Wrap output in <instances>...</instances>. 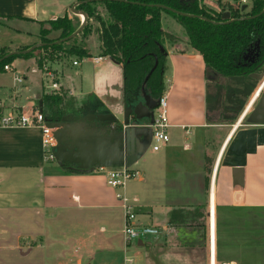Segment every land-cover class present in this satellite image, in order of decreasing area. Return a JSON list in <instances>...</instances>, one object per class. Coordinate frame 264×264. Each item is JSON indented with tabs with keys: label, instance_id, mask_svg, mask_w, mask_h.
Listing matches in <instances>:
<instances>
[{
	"label": "crops",
	"instance_id": "0c3cea01",
	"mask_svg": "<svg viewBox=\"0 0 264 264\" xmlns=\"http://www.w3.org/2000/svg\"><path fill=\"white\" fill-rule=\"evenodd\" d=\"M77 1L0 0V48L18 50L36 44L38 23L66 14L71 17ZM165 17L162 12L163 30L179 39L174 44L165 43L168 56L164 75L170 72L167 86L164 82L170 139L151 154L152 159L147 160L145 153L132 165L142 181L134 187L137 192L133 198L127 196L128 181L122 188H113L97 166L109 151V126L77 118L62 122L69 137L81 144L80 163L45 160L39 127H0V222H43L50 225L48 230L61 223L78 222L99 224L96 228L100 232L113 226L122 230L123 209L117 198L121 193L130 202L138 203L137 222L157 226L161 233L171 231L175 224L191 231V219L203 224L208 234L209 264L210 221L215 230L216 264H264V123L248 121L247 105L230 106L228 116L222 118V110L210 98L213 91L209 85L213 82L207 79L202 56L187 54L186 47H191L187 37L165 29ZM171 19L179 23L175 17ZM93 57H71L53 69L76 109L89 104V114L121 111L118 117L122 120L129 101L123 65L107 56L99 62ZM74 60L78 64L74 65ZM35 65L32 58H18L12 63L15 70L25 73V81L16 83L11 72L13 85L4 94L7 101L10 98L7 106L40 108L38 100L44 87L41 76L30 71ZM86 65L94 74L84 73ZM24 86H36L35 97L20 103L19 91ZM235 116H239L236 121ZM128 126L138 125H124ZM249 139L254 140L255 149L246 151ZM157 186L154 198L148 199L147 194L150 196ZM172 204L180 208L172 210ZM7 215L11 220L5 219ZM18 216L21 221H14ZM10 231L30 234L32 229L27 226Z\"/></svg>",
	"mask_w": 264,
	"mask_h": 264
},
{
	"label": "trees",
	"instance_id": "16d2710c",
	"mask_svg": "<svg viewBox=\"0 0 264 264\" xmlns=\"http://www.w3.org/2000/svg\"><path fill=\"white\" fill-rule=\"evenodd\" d=\"M80 1V0H78ZM167 5L180 9L176 0H88L76 8L87 16L84 28L74 38L56 43L75 32L82 22L79 15L72 13L55 19L54 28L60 31L56 39L42 37L43 46L25 54L5 57L12 49L0 48V71L16 58L34 59L38 66L45 60L38 49L46 51L55 60L61 53L69 58L78 59L92 56H107L123 65L125 74V95L128 99L138 93L162 95L165 88L164 74L167 69V56L161 52L159 44L165 46L166 38L174 44L179 39L163 30L162 12L173 15L187 32L188 44L203 58L208 72L236 77L253 71L244 66L246 56L259 52L264 58V0H252L247 10H236L232 21L222 23V14L200 7L198 0L193 1L182 10L193 15H202L215 22L196 16H182L161 8ZM79 16V17H78ZM92 38V39H91ZM31 46L22 47L27 49ZM159 65L145 82V78L154 66L155 57ZM45 59V60H44ZM44 60V61H43ZM67 91L61 95L43 94L38 100L39 109L48 122L62 123L69 118L79 119L87 114L89 104L76 109L72 100L65 101ZM98 103V102H97ZM99 105H101L99 103Z\"/></svg>",
	"mask_w": 264,
	"mask_h": 264
},
{
	"label": "rangeland",
	"instance_id": "374dc122",
	"mask_svg": "<svg viewBox=\"0 0 264 264\" xmlns=\"http://www.w3.org/2000/svg\"><path fill=\"white\" fill-rule=\"evenodd\" d=\"M198 4L201 8L205 7L214 11H220V6L217 0H198ZM163 12L166 16L163 20L164 28L173 31V33L181 38H186L187 32L184 27L181 24L172 21L171 16L173 15L165 11ZM79 20V22H82V17H79ZM53 22L56 21L48 20L38 23L40 29L38 42H42V37L46 39H56L60 36V31L54 28ZM2 30L3 29H1V31ZM7 39L8 37L3 38V40ZM164 43L172 44L168 38H166ZM14 44L16 45L15 41L12 45L15 46ZM186 48L189 49L187 51L189 56L193 55L194 52L198 53L192 47ZM39 55L44 56L43 58L50 59L49 61L44 60L46 63H49L51 68L60 65L62 62H66L69 59L68 55L61 53L60 59L55 60L49 53H46V51L41 49H38L33 56L36 57ZM22 59L27 58L22 57ZM86 66L84 73L94 74L92 67L89 65ZM11 74L12 73L9 71H5V73L4 71H0V98L2 99H5L4 94L7 92L6 88L13 85ZM166 74L167 75H164V82L167 86V76L170 72ZM211 75H213L212 72H206L207 79H209ZM36 78L37 77L32 79L36 80ZM35 88L36 86H32V88L29 86L25 88L24 86L19 91L20 95L18 96V101L20 103H25L28 98L35 97L33 94L34 90H36ZM63 90L64 88L62 87L61 92H63ZM61 92L53 93L44 89L42 94L61 95ZM165 93L166 91L164 88L162 94ZM64 98L65 101H73L70 97ZM7 99L9 101L10 98L7 97ZM4 101L9 103L6 99ZM249 103L250 102H248V104ZM227 114L226 111H222V118L227 117ZM238 117L239 116H237V118ZM234 119H236V116ZM153 152L155 151L149 147L145 158L147 160L152 159L151 154ZM142 161H144V159ZM130 168L135 169L134 166H131ZM140 176L141 175L139 174L130 179L127 183V196L130 200L133 198V193L137 192V189H134V187L138 184H142V181H139ZM158 188L159 186L153 187V193L150 194V196L149 194L145 196L148 199L151 197L154 198ZM162 188L166 189V186H162ZM165 193L166 192H164V194ZM131 203L134 206L136 219L138 221V203L133 201H131ZM165 203L171 205L168 204V202H164V204ZM173 205L176 204H172V210H178V208H180ZM187 208L188 207H185V209ZM11 218V216L7 215L5 219L8 221L11 220ZM13 220L19 222L21 221V216H18V218H14ZM189 222L194 226L191 231L190 229L180 227V224H175L177 226L172 228L171 231H164L158 236L150 237L142 246L133 242L127 248L128 251H125L126 243L121 232V227L119 228L118 226H113V228H110L111 230H108L107 232H100L99 227L96 228V225L99 224L66 222L61 223L60 226L55 227V229L53 228V230H48L50 225L43 222H35L32 224H23L21 222H0V264H209L207 230L200 222L195 223L194 219H191ZM27 226L32 229V234L30 233L31 235L27 234L28 231L19 234L10 231V228L21 230L23 227L26 228ZM126 258H133V261L129 262Z\"/></svg>",
	"mask_w": 264,
	"mask_h": 264
},
{
	"label": "water",
	"instance_id": "95a60500",
	"mask_svg": "<svg viewBox=\"0 0 264 264\" xmlns=\"http://www.w3.org/2000/svg\"><path fill=\"white\" fill-rule=\"evenodd\" d=\"M88 0H80L77 1L73 7L72 11L77 15H82V23L81 26L72 34L69 36L57 40L56 43H63L66 42L75 36H77L82 29L84 28L87 16L84 12L78 10L76 7ZM193 1L195 0H179V8L167 6V5H159L161 8L168 10L170 12L182 15V16H196L201 17L207 21L215 22L214 20L209 19L208 17L202 16V15H193L189 14L182 9L189 6ZM247 5H244L242 7V10H246ZM264 13V9L261 12V14ZM222 23H228L232 21V17L230 12L226 11L222 14ZM161 52L164 54V56H168L167 48L161 44L158 43ZM44 43L38 42L31 47L27 49H18L10 51L8 54H6L5 57H9L11 55L15 54H25L29 53L41 46H43ZM246 56V59L248 56ZM155 57V63L154 66L151 68L149 73L147 74L145 78V82L150 78V76L153 74L155 69L159 65V59L157 55H154ZM260 58L259 52L254 53L251 58H248L249 63L244 64V66H251L257 63V61ZM113 60V59H112ZM114 62L118 63L117 61L113 60ZM258 67H261L263 72L259 79L263 77L264 74V61H261L258 65ZM255 74V73H254ZM126 110L123 114V119L120 120L118 115L121 114V111H116L115 113H103V114H85L82 117H80V120H90L94 125L96 126H103L107 125L109 126L107 129L108 135H107V141L109 144V151L105 156H103V160L100 161V164H97L98 167H131L135 162H137L149 149L152 135H153V129L151 126H148V124H152L154 122V116H155V109L159 105V98L155 99L151 94H148L146 92L138 93L136 97L132 98L129 101L127 100ZM262 105L264 106V99ZM131 122L134 123V125L138 126H128L124 127V125H128ZM48 125L54 129V134L57 139V146L55 149V156L56 159L59 161V163L68 161L71 163H80L81 160V144L76 141V139L70 138L68 134V128L67 126H63V123H56V122H48ZM114 125V126H112ZM139 245L142 246V242H139Z\"/></svg>",
	"mask_w": 264,
	"mask_h": 264
},
{
	"label": "built area",
	"instance_id": "2783aa9c",
	"mask_svg": "<svg viewBox=\"0 0 264 264\" xmlns=\"http://www.w3.org/2000/svg\"><path fill=\"white\" fill-rule=\"evenodd\" d=\"M217 2L220 6V11L217 12L223 14V12L228 11L232 15L234 11L238 9L242 10L244 5H247V9H249L252 0H217ZM80 16L83 19V16ZM103 57L104 56L95 55L93 59L95 62H99ZM73 63L74 65L78 64V60H74ZM4 70L14 74V80L16 83L21 84L25 81V73L15 70L12 63L5 65ZM30 71L41 76L43 87L46 91L53 93H60L62 91L63 86L60 82L59 74L55 69L50 67L48 62H43L41 67L36 63ZM263 85L264 82L255 93V97L261 92ZM250 104L247 108L250 107ZM168 117V98L166 94H162L159 97V105L155 109L154 122L148 124V126H151L153 129L150 144L153 151L160 150L170 139L168 134ZM0 127L41 128L45 160L52 161L56 159L55 149L57 146V139L54 134L55 131L48 125V121L45 119L43 112L37 106H19L18 104L7 106L6 102L0 98ZM99 169L105 172L107 184L113 188L124 187L127 181L139 174L138 171L132 170L130 167H101ZM117 198L123 209V226L121 232L126 243L125 251H128L127 248L133 242H136L139 245V242L141 241L144 245L146 240L150 237L161 234L159 227L141 225L137 222L134 206L123 194L118 193ZM211 244L212 243H210V245ZM126 260L132 262L133 258H126ZM210 264H213L211 260Z\"/></svg>",
	"mask_w": 264,
	"mask_h": 264
},
{
	"label": "flooded vegetation",
	"instance_id": "af4514ba",
	"mask_svg": "<svg viewBox=\"0 0 264 264\" xmlns=\"http://www.w3.org/2000/svg\"><path fill=\"white\" fill-rule=\"evenodd\" d=\"M176 1L179 4V0ZM253 54L254 53H251L248 58H251ZM248 58H245L246 61L244 64L249 63ZM261 61H264V58L260 57L257 63L247 66L252 68L253 71L236 77H227L222 74L212 73L213 75H211L210 78L213 83L209 85V88H212L211 91L213 92H211L210 98L213 99L223 112L233 105H236V108H244L245 105L250 102L248 121L264 123V106L262 105L264 99V85L261 92L255 97V93L264 82V74L263 77L259 79L263 72L261 67H258ZM151 95L155 99L159 98L155 93ZM253 149H255L254 140L249 139L245 150L249 151Z\"/></svg>",
	"mask_w": 264,
	"mask_h": 264
},
{
	"label": "bare ground",
	"instance_id": "6f19581e",
	"mask_svg": "<svg viewBox=\"0 0 264 264\" xmlns=\"http://www.w3.org/2000/svg\"><path fill=\"white\" fill-rule=\"evenodd\" d=\"M210 260L212 261L213 264H215V230L214 227L210 221Z\"/></svg>",
	"mask_w": 264,
	"mask_h": 264
}]
</instances>
